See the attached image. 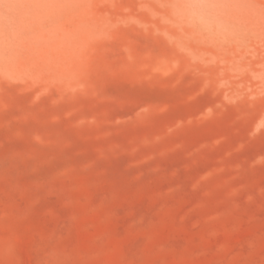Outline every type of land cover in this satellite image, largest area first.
<instances>
[{
    "label": "rangeland",
    "instance_id": "1",
    "mask_svg": "<svg viewBox=\"0 0 264 264\" xmlns=\"http://www.w3.org/2000/svg\"><path fill=\"white\" fill-rule=\"evenodd\" d=\"M0 264H264V0H0Z\"/></svg>",
    "mask_w": 264,
    "mask_h": 264
}]
</instances>
